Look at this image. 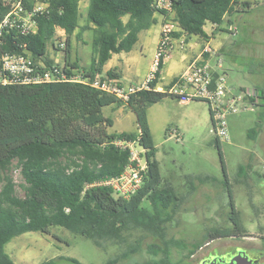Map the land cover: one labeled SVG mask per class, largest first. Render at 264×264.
<instances>
[{
  "label": "trees",
  "instance_id": "trees-1",
  "mask_svg": "<svg viewBox=\"0 0 264 264\" xmlns=\"http://www.w3.org/2000/svg\"><path fill=\"white\" fill-rule=\"evenodd\" d=\"M79 1L51 0L48 14L34 16V31L2 30L0 55L27 53L35 62L42 61L50 67L47 47L56 30H61L66 35L67 54L63 70L67 77L73 76L78 67L68 64L67 56L71 36L79 28ZM171 4L170 15L156 10L153 0H89L86 29L93 31V38L90 66L83 70L85 76L101 74L112 55L130 52L139 34L156 24L157 14L175 22L183 34L208 40L203 30L207 23L221 31L226 17L247 13L252 6L251 2L238 0H171ZM8 11L5 0H0V22ZM75 37L79 40L80 33ZM105 75L110 79L117 77L110 71ZM217 77L214 73L213 78ZM155 85L154 80L150 89L122 101L73 81L0 83V264H15L4 250L13 238L28 232L50 235L53 227L83 236L98 248L103 241H123V232L132 227L151 231L162 239L164 247L151 245L149 252L162 257L142 264H173L170 248L188 249L183 241L166 240L162 230L167 211L176 208L174 202L178 200L170 187L158 190L160 168L147 113L150 106L169 95L155 91ZM254 94L249 101L264 109V88H255ZM123 104L134 113L137 129L110 133L107 129L113 126V119L103 116L102 109ZM263 118L264 112L249 130L250 138L258 135ZM116 140L137 142L146 163L140 188L128 198L105 184L135 166L129 150L115 145ZM215 145L221 155L216 138ZM221 164L225 171L222 159ZM13 165L22 179V197L16 194V185L7 174ZM143 201H148L152 210L145 209ZM230 205L233 227L213 229L204 241L245 233L231 195ZM200 244L189 249V253H194ZM62 260L82 264L74 258ZM115 263L110 260L105 264ZM43 264H57V260L49 259Z\"/></svg>",
  "mask_w": 264,
  "mask_h": 264
},
{
  "label": "rangeland",
  "instance_id": "rangeland-1",
  "mask_svg": "<svg viewBox=\"0 0 264 264\" xmlns=\"http://www.w3.org/2000/svg\"><path fill=\"white\" fill-rule=\"evenodd\" d=\"M248 1L252 6L247 13L237 19L235 16L224 19L223 28L229 33H219L209 23L203 27L209 38H215L214 44L222 43V48H211L212 56H217L225 68L226 83L238 91L264 88V0ZM83 4L81 2L79 28L70 39L68 57L69 64L77 57L87 67L93 31L86 29L88 22ZM167 19L162 17L163 23ZM126 20L127 17H124L123 21ZM158 27L159 22L149 32L154 33ZM78 32L79 40L75 37ZM153 38L150 36L144 40L141 53L139 47L134 48L133 52L141 62L152 58ZM53 41L57 45L63 43L57 39ZM48 45V53L52 55L51 43ZM65 48V45L61 48L60 61L56 64L60 68L65 66ZM217 64L216 61H209L211 69H215ZM117 78L114 77V80ZM263 112L262 107L250 106L228 117L229 139L219 141L220 155L215 145L207 103L191 101L183 104L168 96L148 108V123L161 176L158 190L170 187L178 200L174 202L177 207L167 211L168 218L162 223V230L166 240L183 241L188 248H170L169 258L173 264H189L193 259L195 262L207 256L204 254L207 252L205 248L211 252L215 248L224 251L229 244L255 243L264 252V118L260 122L258 135L254 139L249 137V130L257 125ZM102 115L114 121L108 132H135L136 117L125 104L104 107ZM7 174L16 185V194L22 197L19 170L13 165ZM230 195L245 231V239L221 238L204 248L207 242L204 239L209 231L233 227L230 221ZM142 206L152 210L148 201H143ZM198 243L202 248L193 255L189 253V249ZM151 245L164 247L157 234L138 227L123 232V241H103L100 248L83 236L53 227L50 235L28 232L17 236L5 245L4 250L15 264H43L49 259H56L57 264H71L62 258H74L82 264H105L110 260H116L115 264H142L162 257L160 253L153 255L149 252Z\"/></svg>",
  "mask_w": 264,
  "mask_h": 264
},
{
  "label": "built area",
  "instance_id": "built-area-1",
  "mask_svg": "<svg viewBox=\"0 0 264 264\" xmlns=\"http://www.w3.org/2000/svg\"><path fill=\"white\" fill-rule=\"evenodd\" d=\"M50 1L5 0L9 11L0 22V35L2 30L8 28H18L24 33L34 31V16L48 14ZM153 6L158 11L172 14L171 0H153ZM175 33L183 34L175 22L167 19L162 25L149 73L143 82L134 86H122L117 80L109 79L102 74L86 77L83 70H75L73 76L67 77L63 70L64 67L60 68L57 65L40 67L27 53L0 55V83L28 85L73 81L90 85L104 94L127 101L130 95L140 90L150 89V83L161 71L165 58L173 52H183L186 49L185 38L182 35L176 37ZM64 45L60 43L59 47L62 48ZM205 53L213 54V51L205 47L202 55ZM219 65L221 64H217ZM213 74L208 61L201 58L193 59L189 62L185 72L161 92L176 98L183 104L197 100L207 103L214 137L218 141H228L227 118L237 115L241 110L248 109L250 106L253 107L249 98L254 97L255 94L254 90H235L226 83L223 73L218 74L216 79L213 78ZM114 144L129 150L130 160L135 163V166L105 184L112 186L119 196L128 198L140 188L143 182L146 172V163L142 157L143 150L135 141L116 140ZM262 168L264 170V166Z\"/></svg>",
  "mask_w": 264,
  "mask_h": 264
},
{
  "label": "crops",
  "instance_id": "crops-1",
  "mask_svg": "<svg viewBox=\"0 0 264 264\" xmlns=\"http://www.w3.org/2000/svg\"><path fill=\"white\" fill-rule=\"evenodd\" d=\"M238 1H248V0H238ZM81 2L84 3L83 9H85V13L87 14L89 0H83V1L80 0L79 1V13H80ZM248 2H251V1H248ZM158 16H159V20H157V15L155 16L156 20H157L156 24L159 22L158 29L154 33L149 32L151 28L146 30V32L144 34L140 33L139 37H138V41H137L136 45L134 46V48L139 47L138 51L141 53L143 48H144V45H143L144 40H146L150 36H153L154 37L153 38L154 39L153 40L154 48L152 49V58H153V55H154L156 47H157V43H158L159 38H160L161 24L163 23L162 17L163 18L165 17L163 15H158ZM234 16H235V19L241 17V15H237V14H235ZM160 18H161V20H160ZM79 21H80V19H79ZM78 25H79V23H78ZM220 30L221 31L216 29V31L219 33L220 32L229 33L226 28H223V25L220 26ZM74 33H73V35H74ZM149 33H151V34H149ZM141 35H143V36H141ZM181 35L185 38L186 49L183 52H179V51L173 52L171 55H169L167 58H165L164 62L162 63L161 71L156 74V79H155L156 85H155L154 90L157 92H161L162 90L166 89L169 84L176 81V79L185 72L189 62L193 59H196V58L200 59L201 58V59H204L205 61H208V63L211 60V61H216L219 64V58H217V56H212V54H209V53H205L202 55V51L205 47L211 49L213 46H216V48H219L222 44L221 42L219 44H214V42H215L214 37H211L208 40H203L202 38H199L197 36H187L185 34H179V33L174 34V36H176V37H179ZM232 35H234V34H232ZM54 39H57L58 41L59 40L63 41V43L65 44L66 36H65L63 31L56 30V33H55L53 40ZM53 40H52V42H50L51 43V45H50L51 50L50 51H52L53 54L50 55V53H48V47H47V56H48L49 60L52 61V65H56L60 61L61 49L58 48L59 45L55 44ZM134 48L128 53H119V54L112 55L111 59L104 65L101 74L103 76H105V74L107 72H109V71L113 72L118 76V78L116 80L120 84H124V85L134 86V85H137V84H140L141 82H143L145 80L147 74L149 73L150 65L152 63V58L147 60L146 62H141L140 60H138L135 52H133ZM221 48H222V46H221ZM91 57H92V51H91ZM91 57H90V61H91ZM67 62L69 64V57L67 59ZM36 63L40 67H45V65L42 61H38ZM65 63H66V55H65V59H64V65H65ZM71 63L76 65L78 67V70H87L90 66V63H89V65L86 67L84 64L81 63V61H79V59L77 60V57H75V60L72 61ZM219 66H216V68L212 69V71L214 73H217V74L224 73V75H225L226 74L225 68L223 67L222 64ZM226 77H227V75H226ZM120 113H121V111H120ZM113 125H114V121H113ZM136 129H137V124H136L135 131H136ZM112 132L113 133H121V132H127V131L120 130V131H112Z\"/></svg>",
  "mask_w": 264,
  "mask_h": 264
},
{
  "label": "flooded vegetation",
  "instance_id": "flooded-vegetation-1",
  "mask_svg": "<svg viewBox=\"0 0 264 264\" xmlns=\"http://www.w3.org/2000/svg\"><path fill=\"white\" fill-rule=\"evenodd\" d=\"M245 235H242L240 237L236 236H228V237H219L217 239L225 238V239H245ZM254 238V237H252ZM214 239V240H217ZM214 240L208 241L204 244V248L208 247L210 243H212ZM251 240V239H250ZM202 246H200L197 250L201 249ZM261 248L256 245L255 243L252 244H237V245H228V248L224 251H220L219 249L215 248L212 252L209 248H205L207 251L204 253L207 255L204 258L197 260L194 262L193 260H190L188 262L189 264H236L234 261H232L234 258H238L241 262L246 263L247 261H250L252 264H262L264 263V252L260 250ZM196 250V251H197ZM193 255V254H192ZM191 255V256H192ZM238 255L244 257L247 259V261L243 258H240ZM191 258V257H190Z\"/></svg>",
  "mask_w": 264,
  "mask_h": 264
},
{
  "label": "water",
  "instance_id": "water-1",
  "mask_svg": "<svg viewBox=\"0 0 264 264\" xmlns=\"http://www.w3.org/2000/svg\"><path fill=\"white\" fill-rule=\"evenodd\" d=\"M240 258H243V259H245L246 261H247V259L246 258H244V257H242V256H240V255H238ZM232 261H234L236 264H252L250 261H247L246 263H243V262H241L238 258H234ZM254 264H257V263H254ZM262 264H264V263H262Z\"/></svg>",
  "mask_w": 264,
  "mask_h": 264
}]
</instances>
